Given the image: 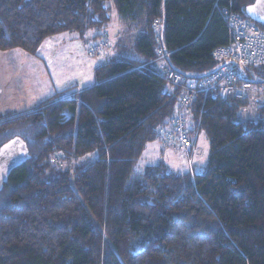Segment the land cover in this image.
<instances>
[{"label":"trees","instance_id":"1","mask_svg":"<svg viewBox=\"0 0 264 264\" xmlns=\"http://www.w3.org/2000/svg\"><path fill=\"white\" fill-rule=\"evenodd\" d=\"M254 2L0 0L1 52L35 56L73 32L107 41L111 53L113 12L118 26L141 27L139 58L101 55L96 84L0 117V147L18 132L31 155L0 193V264H264V101L244 120L246 96L198 93L183 114L191 139L208 137L205 170L165 161L139 170L149 144L183 151L167 133L185 91L161 76L159 51L186 81L213 74L215 50L231 43L220 9L249 19ZM251 67L238 87L264 81V67Z\"/></svg>","mask_w":264,"mask_h":264},{"label":"rangeland","instance_id":"2","mask_svg":"<svg viewBox=\"0 0 264 264\" xmlns=\"http://www.w3.org/2000/svg\"><path fill=\"white\" fill-rule=\"evenodd\" d=\"M112 17L111 29L113 28L115 37L119 41L121 40L124 46L119 48L116 46V42H114L115 46L113 51H111V53L104 52L102 55L106 56L108 54V57L111 54L117 56H127L130 54V57L139 58L133 53V45L135 38L141 32V27L132 25L128 22H124L118 26L119 24L116 23L119 17L117 13L113 12ZM88 36L89 34L83 37L78 33L67 32L47 39L37 53L40 60H33L35 63H42L41 71L43 69L44 74H46V70H48L47 77L42 76L40 78L36 69L33 68L32 73H29V77L25 81L26 84L33 82V86H35V84L37 86L38 81L42 80L38 89L42 90V92L48 93V95L56 93L57 89L63 90L75 86L78 89L91 86L93 84V79L97 81V79L93 77V72L104 62V57H93L90 55L89 50L98 42L93 39L90 40ZM163 60L164 59L160 58L157 64L159 65ZM243 92L246 98H248L249 106L241 112V119H257L258 106L264 101V89L257 85H251L250 89ZM67 117H69L68 114ZM18 134V132L8 133L4 138L2 145L5 143L6 138L8 140L12 136L20 137ZM161 149L162 147L159 142L149 144L146 152L139 161V170H144L147 166L156 165L162 161L176 167V165L170 163L172 161L174 163L175 161L177 163L176 168H178V171L195 169L197 172H203L207 166L210 154L209 140L203 132L200 136L195 156L191 162L193 165L192 168L188 165L186 151L183 150V153L174 147H164L165 155L162 157L160 153ZM195 164H197V167Z\"/></svg>","mask_w":264,"mask_h":264},{"label":"built area","instance_id":"3","mask_svg":"<svg viewBox=\"0 0 264 264\" xmlns=\"http://www.w3.org/2000/svg\"><path fill=\"white\" fill-rule=\"evenodd\" d=\"M220 14L229 28L231 43L214 52V58L222 64L218 71L200 80L186 81L181 74L168 67V55L162 50L159 51L157 59V62L160 58L164 59L158 65L161 76L175 87L185 91L177 105L176 114L172 120L173 128L167 133V141L186 151L191 167L196 153L198 133L194 139H191L186 130L187 124L183 112H188L190 105L200 92L206 95L211 94L221 100H228L233 96L244 98L243 91L250 89L251 85L244 83L241 88L238 87V67L244 69L251 66L264 67V32L261 31L258 23L245 19L227 8H221ZM155 28L159 30L160 25H155ZM106 48L107 41L103 40L91 47L89 52L91 56L99 57ZM229 62L236 63V66L226 65Z\"/></svg>","mask_w":264,"mask_h":264},{"label":"crops","instance_id":"4","mask_svg":"<svg viewBox=\"0 0 264 264\" xmlns=\"http://www.w3.org/2000/svg\"><path fill=\"white\" fill-rule=\"evenodd\" d=\"M113 31L114 30L112 28V30H110V36L112 37L110 38L112 42L113 39L115 40L116 38ZM92 35L94 36V34L91 33L90 37ZM117 40L118 39L116 38V42ZM33 60L37 61L40 60V58L37 55L32 56L31 54L22 50H14L10 52L0 51V117L10 115L17 116L28 113L37 108L45 100L54 96L56 93L65 90L57 89L56 93L48 95V93L42 92V90L38 89V86L42 80L38 81L37 86L36 84L33 86V82L26 84L25 81L29 77V73H32L33 68L36 69V72L40 78L42 76L47 77L48 70H46L47 72L44 74L43 69L41 71L42 63H35ZM96 69L93 72L94 78H96ZM96 83L97 81L93 79L92 85ZM84 88L86 87L79 89ZM201 134L202 132H199L197 145H199ZM160 146L162 147L160 153L163 157L165 155L164 145L160 143ZM170 163L176 165L177 167V163L175 161L174 163L173 161ZM195 166L197 167V164H195ZM176 167L174 169H178Z\"/></svg>","mask_w":264,"mask_h":264},{"label":"water","instance_id":"5","mask_svg":"<svg viewBox=\"0 0 264 264\" xmlns=\"http://www.w3.org/2000/svg\"><path fill=\"white\" fill-rule=\"evenodd\" d=\"M245 12L252 21L264 24V0H255L254 4L247 7ZM226 65L236 66V63L229 62ZM238 72L241 76L244 74V69L238 67ZM246 82L252 85H264V81L259 80H247ZM30 159L29 147L22 137H13L0 147V193L8 184L13 172L25 165Z\"/></svg>","mask_w":264,"mask_h":264},{"label":"bare ground","instance_id":"6","mask_svg":"<svg viewBox=\"0 0 264 264\" xmlns=\"http://www.w3.org/2000/svg\"><path fill=\"white\" fill-rule=\"evenodd\" d=\"M250 68H252V67H250Z\"/></svg>","mask_w":264,"mask_h":264}]
</instances>
